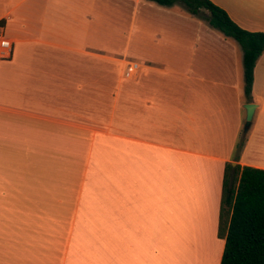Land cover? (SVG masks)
Segmentation results:
<instances>
[{"label": "crops", "instance_id": "0c3cea01", "mask_svg": "<svg viewBox=\"0 0 264 264\" xmlns=\"http://www.w3.org/2000/svg\"><path fill=\"white\" fill-rule=\"evenodd\" d=\"M144 1L21 0L0 14L13 42L0 59V264H187L194 246L192 264H221L226 165L264 169V53L248 101L236 41L194 37L193 21L209 26L182 3ZM210 1L264 33V0ZM127 2L133 23L143 3L145 29H183L140 48L136 77L115 84L108 61L129 50H103Z\"/></svg>", "mask_w": 264, "mask_h": 264}, {"label": "trees", "instance_id": "16d2710c", "mask_svg": "<svg viewBox=\"0 0 264 264\" xmlns=\"http://www.w3.org/2000/svg\"><path fill=\"white\" fill-rule=\"evenodd\" d=\"M162 7L184 4L188 12L237 42L243 52L245 94L252 99L257 62L264 53V33L239 27L210 0H147ZM203 11L209 16L204 17ZM245 146V138L240 143ZM218 236L225 239L221 264H264V169L233 167L225 170Z\"/></svg>", "mask_w": 264, "mask_h": 264}, {"label": "rangeland", "instance_id": "374dc122", "mask_svg": "<svg viewBox=\"0 0 264 264\" xmlns=\"http://www.w3.org/2000/svg\"><path fill=\"white\" fill-rule=\"evenodd\" d=\"M21 0H0V14L6 11V7H10L16 3H18ZM124 2V1H122ZM146 4H148L149 9L151 12H156V10L159 8H163V7H159L156 4H152V3H148L146 1H144ZM177 5V4H176ZM175 6V5H174ZM177 9L180 10L181 6L180 4L177 5ZM133 11H134V3H130L127 2V7L125 8V10L122 11L121 14V20L115 19V21H113L110 24H107V26L109 27V25H111L112 31H113V35H112V39L109 37V39H106L107 41L105 42L106 44L105 46V52L108 53H114L116 51L119 50H124L126 48H128L129 50V58H127V60H135V61H141V58H138L137 52L140 48H144V49H153L155 47L158 46H168V37L170 36V32H175L177 33L178 31H181L183 28L180 26V22H177L176 26L174 29H168L167 25L164 24L163 27H161L159 25V23H155V20H152L148 26L145 29V22L143 20V15L145 12V7L142 3V5L139 6V10H138V14H136V20L133 23L132 22V15H133ZM204 13L207 14V16H209V12L208 11H203ZM204 16V15H203ZM201 19V18H200ZM157 22V21H156ZM193 34L195 37V33L196 31H202L205 32V30H209L210 27H205L200 25V23H198L197 21H193ZM133 23V24H132ZM132 25H134L133 29H132ZM2 30L3 32L5 31V28L2 25ZM213 30V29H211ZM164 32H166V34H163ZM163 39L159 40L157 37H161ZM190 37V35H189ZM193 36L191 35L190 38H192ZM193 37V38H194ZM190 41V39H188ZM187 40V41H188ZM156 42H158L159 44L157 45ZM185 43V38L183 37L182 39H177L176 41V46L177 47H181V45H184ZM103 47V46H102ZM126 60V59H125ZM108 62L109 63V67H111V71H112V80L115 82V84H119L124 77V71H125V67H126V61L124 60H110ZM218 243V242H217ZM195 246L187 248V253L186 251L183 254L182 251V255H184V257L186 258V260L188 259L187 264H192L193 260H192V256H195V258H198L199 256V251L200 249L197 248V251H195ZM188 249L189 252L191 254H189L188 256ZM206 247L205 249V254L208 257V260L211 261V257H212V253H213V247H211V249H209ZM165 250V249H164ZM194 250V251H193ZM167 251H168V247H167ZM191 259V260H190ZM185 264L183 259H181V264ZM194 262L196 263V261L194 260ZM194 263V264H195ZM208 263V262H207Z\"/></svg>", "mask_w": 264, "mask_h": 264}, {"label": "built area", "instance_id": "2783aa9c", "mask_svg": "<svg viewBox=\"0 0 264 264\" xmlns=\"http://www.w3.org/2000/svg\"><path fill=\"white\" fill-rule=\"evenodd\" d=\"M13 52V42L5 37L0 24V59H9ZM141 65L134 61H127L124 71V77L127 79H133L138 74Z\"/></svg>", "mask_w": 264, "mask_h": 264}, {"label": "water", "instance_id": "95a60500", "mask_svg": "<svg viewBox=\"0 0 264 264\" xmlns=\"http://www.w3.org/2000/svg\"><path fill=\"white\" fill-rule=\"evenodd\" d=\"M257 109V105L253 103H249L245 105V110L247 112V117H246V123L244 126L243 134L244 136L247 135L248 131L250 130L252 126V121L254 118L255 111Z\"/></svg>", "mask_w": 264, "mask_h": 264}, {"label": "bare ground", "instance_id": "6f19581e", "mask_svg": "<svg viewBox=\"0 0 264 264\" xmlns=\"http://www.w3.org/2000/svg\"><path fill=\"white\" fill-rule=\"evenodd\" d=\"M48 200V199H47ZM59 201V200H58ZM184 204V203H183ZM62 208V206H59V208ZM55 208H56V205H55ZM52 209V208H51ZM58 209V208H57ZM65 210V209H64ZM52 212H54V211H52ZM59 212V211H58ZM64 212V211H63ZM55 213H56V211H55ZM199 213V212H198ZM64 214V213H63ZM45 215V214H44ZM51 215V214H50ZM45 218V217H44ZM49 218V217H48ZM50 219V218H49ZM205 219V218H204ZM48 221V220H47ZM206 222H207V220H206ZM208 228V227H207ZM197 262V261H196Z\"/></svg>", "mask_w": 264, "mask_h": 264}]
</instances>
